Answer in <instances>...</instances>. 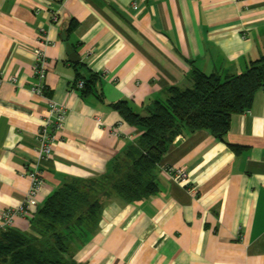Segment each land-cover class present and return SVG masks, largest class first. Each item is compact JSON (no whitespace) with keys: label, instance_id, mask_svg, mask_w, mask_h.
I'll list each match as a JSON object with an SVG mask.
<instances>
[{"label":"crops","instance_id":"1","mask_svg":"<svg viewBox=\"0 0 264 264\" xmlns=\"http://www.w3.org/2000/svg\"><path fill=\"white\" fill-rule=\"evenodd\" d=\"M42 31L50 43L40 95L31 87ZM262 54L264 0H0V213L30 189L49 98L67 116L39 161L34 204L14 217L22 232L59 186L104 173L136 140L140 130L115 102L144 114L169 87H191L193 69L235 75ZM91 77L88 91L77 89ZM224 138L205 129L179 135L157 164L155 195L111 197L95 228L70 239L76 264H264V88L232 115Z\"/></svg>","mask_w":264,"mask_h":264},{"label":"trees","instance_id":"2","mask_svg":"<svg viewBox=\"0 0 264 264\" xmlns=\"http://www.w3.org/2000/svg\"><path fill=\"white\" fill-rule=\"evenodd\" d=\"M78 80L84 84L77 89L85 93L95 77ZM260 88H264V54L235 75H208L195 68L191 87H169L165 99L154 100L144 114L126 101L115 102L122 119L140 130L136 140L114 157L104 173L59 186L30 220V231L1 229L0 264H76L70 239L95 228L111 197L137 202L155 195L157 164L169 145L184 131L199 129L224 141L232 115L248 110Z\"/></svg>","mask_w":264,"mask_h":264},{"label":"built area","instance_id":"3","mask_svg":"<svg viewBox=\"0 0 264 264\" xmlns=\"http://www.w3.org/2000/svg\"><path fill=\"white\" fill-rule=\"evenodd\" d=\"M55 19V16H54ZM43 32V31H42ZM50 43L49 38L43 32L39 42V47L35 51V60L32 68L33 76L36 78L31 87V91L43 95L45 92V79H46V52L45 47ZM15 82V78H11ZM83 80H78L76 83L77 88H82ZM67 116V109L63 104L56 102L54 99L49 98L47 101V110L42 119L39 131L37 133L38 144V159L36 163L28 170V177L31 185L29 191L26 193L21 204L15 208L5 209L0 213V230L10 227L13 224L14 217L18 214L25 215L29 207L34 204V197L43 184V177L40 170V163L42 159L47 158L52 149V144L55 141V133L62 130ZM173 178L183 179L184 172H174L168 169Z\"/></svg>","mask_w":264,"mask_h":264},{"label":"water","instance_id":"4","mask_svg":"<svg viewBox=\"0 0 264 264\" xmlns=\"http://www.w3.org/2000/svg\"><path fill=\"white\" fill-rule=\"evenodd\" d=\"M67 52H68V58L71 62H76L80 59V57L73 51V48L67 43Z\"/></svg>","mask_w":264,"mask_h":264}]
</instances>
